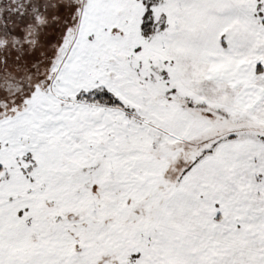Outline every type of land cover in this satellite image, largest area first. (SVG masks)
I'll return each mask as SVG.
<instances>
[{"label":"snow or ice","instance_id":"snow-or-ice-1","mask_svg":"<svg viewBox=\"0 0 264 264\" xmlns=\"http://www.w3.org/2000/svg\"><path fill=\"white\" fill-rule=\"evenodd\" d=\"M0 264H264V0H0Z\"/></svg>","mask_w":264,"mask_h":264}]
</instances>
